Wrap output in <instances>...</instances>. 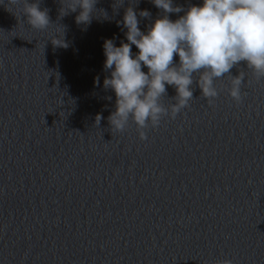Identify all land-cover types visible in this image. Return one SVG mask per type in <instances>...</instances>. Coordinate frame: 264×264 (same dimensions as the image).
Masks as SVG:
<instances>
[{
  "label": "clouds",
  "instance_id": "obj_1",
  "mask_svg": "<svg viewBox=\"0 0 264 264\" xmlns=\"http://www.w3.org/2000/svg\"><path fill=\"white\" fill-rule=\"evenodd\" d=\"M162 15L141 31L137 11L125 9L122 24L127 42L116 46L112 39L103 44L105 77L103 87L115 93V111L108 119L111 131L124 132L131 121L136 125L139 138L147 140L146 129L157 128L168 117L175 119L182 109L193 100L192 85L195 82L201 95L212 105L221 89L216 81L229 77L227 89L232 100L240 104L245 83V71L236 76L231 69L241 62L257 79L264 78V0H203L192 4L187 10L174 5L173 0H151ZM60 15L69 12L79 14L76 23L88 25L96 10L97 0H60ZM9 5H22L23 15L30 27L45 31L51 23L49 10L41 9L40 0H8ZM184 12L178 19L169 18L170 13ZM148 10L139 17L148 18ZM53 43V42H52ZM55 46L67 47L57 38ZM138 49L132 53V46ZM174 56L179 57L175 63ZM147 71H143V68ZM99 85V79L96 80ZM172 86L175 103L165 106L162 98ZM98 125L103 119L96 116ZM215 264H233L231 259L215 261Z\"/></svg>",
  "mask_w": 264,
  "mask_h": 264
}]
</instances>
